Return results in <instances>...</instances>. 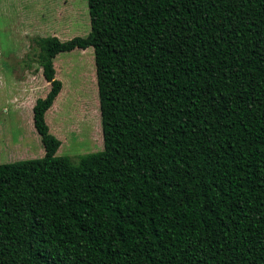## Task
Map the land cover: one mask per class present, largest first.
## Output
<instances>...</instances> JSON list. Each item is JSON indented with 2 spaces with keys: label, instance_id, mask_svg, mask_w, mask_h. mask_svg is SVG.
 I'll return each instance as SVG.
<instances>
[{
  "label": "trees",
  "instance_id": "obj_1",
  "mask_svg": "<svg viewBox=\"0 0 264 264\" xmlns=\"http://www.w3.org/2000/svg\"><path fill=\"white\" fill-rule=\"evenodd\" d=\"M37 40L41 157L0 163V264H264V0H87ZM92 47L103 148L73 161L53 59Z\"/></svg>",
  "mask_w": 264,
  "mask_h": 264
},
{
  "label": "rangeland",
  "instance_id": "obj_2",
  "mask_svg": "<svg viewBox=\"0 0 264 264\" xmlns=\"http://www.w3.org/2000/svg\"><path fill=\"white\" fill-rule=\"evenodd\" d=\"M89 29L87 0H0V163L44 154L32 118L35 100L49 89L37 40ZM53 63L62 88L45 120L61 141L56 155L76 161L103 148L93 48L58 53Z\"/></svg>",
  "mask_w": 264,
  "mask_h": 264
}]
</instances>
